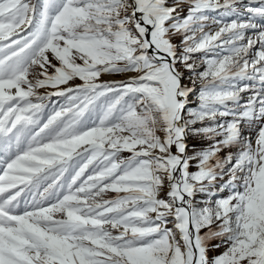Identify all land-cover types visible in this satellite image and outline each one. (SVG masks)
Wrapping results in <instances>:
<instances>
[{
    "label": "snow or ice",
    "instance_id": "snow-or-ice-1",
    "mask_svg": "<svg viewBox=\"0 0 264 264\" xmlns=\"http://www.w3.org/2000/svg\"><path fill=\"white\" fill-rule=\"evenodd\" d=\"M0 264H264V0H0Z\"/></svg>",
    "mask_w": 264,
    "mask_h": 264
},
{
    "label": "rangeland",
    "instance_id": "rangeland-1",
    "mask_svg": "<svg viewBox=\"0 0 264 264\" xmlns=\"http://www.w3.org/2000/svg\"><path fill=\"white\" fill-rule=\"evenodd\" d=\"M244 2L247 3L248 0H244ZM114 77H121V76H114ZM53 99L55 100L56 98H53ZM61 102H62V101H61ZM191 143L196 144L197 147H202V146H204V143H205V142L192 141ZM193 170H194V169H193ZM215 254H218V253H216V252L211 253V255H215Z\"/></svg>",
    "mask_w": 264,
    "mask_h": 264
},
{
    "label": "bare ground",
    "instance_id": "bare-ground-1",
    "mask_svg": "<svg viewBox=\"0 0 264 264\" xmlns=\"http://www.w3.org/2000/svg\"><path fill=\"white\" fill-rule=\"evenodd\" d=\"M103 78L104 79H122L123 77H114V76L109 77V76H104Z\"/></svg>",
    "mask_w": 264,
    "mask_h": 264
}]
</instances>
